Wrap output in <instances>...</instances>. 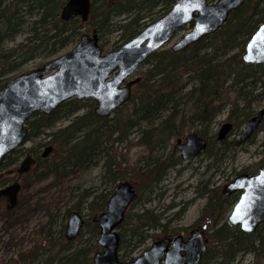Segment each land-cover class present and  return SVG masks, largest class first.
Listing matches in <instances>:
<instances>
[{
	"label": "trees",
	"instance_id": "obj_1",
	"mask_svg": "<svg viewBox=\"0 0 264 264\" xmlns=\"http://www.w3.org/2000/svg\"><path fill=\"white\" fill-rule=\"evenodd\" d=\"M175 1L91 0L87 22L75 20L67 23L60 16L66 0H12L9 4H6V0H0V22L6 25V33L0 28L1 47L4 40L17 36L24 25L19 9L21 2L26 4L29 13H36L24 42L7 51L0 47V93L11 79L9 75L20 65L35 60L42 53L47 54V59L54 58L73 39L79 41L80 29L89 26L100 41L107 34L119 33L114 43V48H117L146 27L145 19L149 20L155 15L154 21L165 15ZM122 17L127 18L122 22L116 20ZM263 23L264 0H249L231 15L219 32L187 51L175 54L168 49L156 53L145 63L148 68L139 72L140 81L133 87L131 100L110 119L95 117L93 101L78 102L75 99L62 105L51 117L41 113L34 115L28 123L30 133L27 142L41 137L44 129H51L56 118L72 116L84 109L85 104L88 107L83 115L76 116L68 125L48 133L45 143L13 153L6 160L4 170L16 167L20 154H31L35 164L28 176L45 179L54 174L69 175L81 167H93L101 156L104 160V178L112 188L95 196L92 191H85L63 217L66 220L71 211L84 215L86 210L88 213L84 216L83 229L87 239L68 241L64 225L58 234L48 233L42 245L22 262L93 264V256L101 248L97 242L100 228L96 217L105 211L114 186L120 181L129 180L135 185L137 199L119 227V257L122 261L133 260V254L149 239L155 241L176 236L207 225L209 247L200 264H243L238 260L239 256H251L253 264H264V226L254 234H247L226 224V215L238 201L239 195L225 196L221 187H212L206 182L197 189L196 198H205L206 204L197 221L187 228L173 227V218L164 220L163 215L156 211L144 209L133 212L143 195L155 190L169 171L181 165V157L174 147L167 156L154 157L167 149L169 140L194 132L207 140L208 148L203 155L213 157L218 164L226 158L227 153L239 147L236 140L219 141L218 136H210L209 130L217 116L228 106L231 107L228 121L232 123L233 130L241 128L255 115L253 106L263 101L264 66L251 67L242 59L248 40ZM101 46L105 48L106 43H101ZM248 69L258 76L245 73ZM231 92H235L234 98H229ZM164 112L168 113L166 117ZM160 119L161 123L158 122ZM263 127L262 124L260 129ZM135 132L137 137L132 139ZM126 143L128 146H125ZM47 146L52 147L53 152L45 159L40 150ZM213 147H219L218 151L213 152ZM119 148L128 156L127 152L144 149L149 157L141 156L138 163L131 165L126 155L118 152ZM263 167L264 159L256 164L254 170L245 169L240 173L255 174ZM131 168L132 176L126 179V171ZM13 180L10 175H5L0 187ZM174 216L178 217L179 212ZM52 222L56 224L54 218Z\"/></svg>",
	"mask_w": 264,
	"mask_h": 264
},
{
	"label": "water",
	"instance_id": "obj_2",
	"mask_svg": "<svg viewBox=\"0 0 264 264\" xmlns=\"http://www.w3.org/2000/svg\"><path fill=\"white\" fill-rule=\"evenodd\" d=\"M248 0H176L172 9L163 17L148 25L136 37L107 53L99 43L97 34H84L79 43L68 53L9 80L0 94V180L6 159L23 146L28 138L27 126L36 113L53 115L64 103L76 99L96 102L97 118L110 117L132 97L134 78L145 62L170 43L185 26L189 33L176 42L172 51L180 53L218 32L229 20L232 12L240 9ZM91 10L90 0H68L61 17L70 22L81 18L86 22ZM243 60L247 65L264 66V23L250 37ZM264 119V107L243 127L238 144L247 142L258 131ZM232 130L225 124L219 134L224 140ZM176 147L184 160L193 161L207 148L205 140L193 133L185 142L177 141ZM52 152L49 147L44 153ZM33 164L27 157L17 169L19 178L11 185L0 188V202H6V210L12 211L19 203L21 177ZM11 173V172H9ZM240 194L238 202L226 219L231 228L254 234L264 225V167L254 175L240 174L224 186L223 194ZM136 198L134 186L122 182L115 186L106 211L97 217L100 227L98 244L102 251L93 258L94 264H200L208 249L205 238L207 226L193 231L187 240L183 236L161 239L152 244L133 261L119 259L121 237L119 226ZM84 226L83 216L71 212L66 225V238L76 239Z\"/></svg>",
	"mask_w": 264,
	"mask_h": 264
},
{
	"label": "rangeland",
	"instance_id": "obj_3",
	"mask_svg": "<svg viewBox=\"0 0 264 264\" xmlns=\"http://www.w3.org/2000/svg\"><path fill=\"white\" fill-rule=\"evenodd\" d=\"M212 1L214 2L215 0ZM11 2L12 0H6V4ZM19 9L21 11L20 14L24 19V25L20 29L17 36L4 40L1 47L3 51L15 48L17 45L24 42L26 37L29 35L28 27L33 21L36 13H29L24 2L20 3ZM155 17L156 16L153 15L149 20L148 18L145 19L144 22L146 23V26L150 24L152 19H155ZM126 18L127 17H122L117 18L116 20L122 22ZM0 28L4 31L3 33H6V25L2 24V22H0ZM189 30V27L181 30L176 35L174 41L167 44L160 52L170 49L172 45L183 37ZM80 33L81 35L84 33H92V30L89 26H86L80 29ZM118 36L119 33L114 32L112 34H107L104 38H102L101 43H106V47L104 48L105 52L114 48V43L118 40ZM77 43V39H73L63 50L58 52L54 58L70 52L77 45ZM54 58L47 59V54L42 53L35 60L20 65L9 75V78L37 69ZM145 68L147 69L148 67L143 66L141 70ZM244 72L248 74H256L258 76L255 71L250 69L245 70ZM138 77H140V74ZM230 95V97L228 95L227 96L229 98H234L233 96L235 95V92H231ZM263 107L264 98L261 103H257L253 106V114H256ZM87 108V104H85L84 109L72 116H60L59 118H56L53 120L51 129H44L45 132L42 133L41 137L29 142L23 147V149H29L30 147L37 146L40 143H45L47 139L46 135L48 133L59 127L68 125L76 116L83 115ZM230 109L231 107L228 106L217 116L214 123L211 125V129L209 130L210 136H217L222 126L225 123L230 122L228 121ZM166 115H168V113L164 112V117H166ZM114 116L115 115L112 117ZM161 121L162 120L160 119L158 122L161 123ZM241 129L242 127L237 129L235 128L229 136H227V139L230 141H238ZM134 137H137L136 132L133 134L132 139ZM176 140L177 138L169 140L166 145L167 149L160 151L154 157L159 158L164 155L167 156L176 144ZM249 142L240 148H236L235 151L227 153L226 158L219 164L217 161L215 162L213 160V157L204 155L198 157L191 164L182 162L176 169L168 172L167 176L163 179L160 185L155 188V190L142 196L141 201L134 208L133 212H141L144 209L149 211L152 210L156 211V213L162 214L164 220L173 218V227L187 228L192 226L199 218L200 213L206 204L205 198H196L197 189H199L202 184L207 182L211 184L212 187L223 188L228 184V182L237 176L236 173H240L245 169L252 171L254 170L256 164L264 159V127L260 129V131L251 140L252 143ZM125 146H128V143H126ZM120 149L121 148L118 149V152L125 154L131 165L138 163V159L141 156L149 157V154H147L144 149H136L131 152H127L129 156ZM218 149L219 147H213L212 151H218ZM44 150L45 149H42L40 151L43 153ZM177 155L179 154L177 153ZM19 156L20 161L18 163V167L25 160V156H22V154ZM47 157H49V155ZM99 161L97 162L98 165L96 164L90 168H78L69 175L59 176L54 174L45 179H35L33 175H24L21 178L19 183L22 187L19 195V203L16 208L12 211H8L6 210L5 201L0 202V264H28L27 261L25 263L22 262V260L27 258L36 247H40V245H42L43 238H45L48 233H59L62 226L67 224L68 217L64 220V215L73 203L80 199L81 194L90 190L95 196L102 192L109 191L112 188V185H110V183L107 182V179L104 178V160L101 159V156ZM185 165H188V167L183 168ZM131 176L132 168L126 171V179ZM90 200H92V198ZM190 201L194 202L188 204ZM173 205H175V207L173 209H169V207ZM230 211L226 215V219ZM178 212L179 216H174ZM87 213L88 212L85 210L84 215ZM52 218H54V222H56V224H53ZM87 237L88 236H85V229H83L81 236L77 238V242H81L87 239ZM153 242L154 240L149 239L143 247L133 254V257L142 254L152 245ZM238 260L242 261L243 264L254 263V259L251 256H239ZM33 264H37V262H33Z\"/></svg>",
	"mask_w": 264,
	"mask_h": 264
},
{
	"label": "flooded vegetation",
	"instance_id": "obj_4",
	"mask_svg": "<svg viewBox=\"0 0 264 264\" xmlns=\"http://www.w3.org/2000/svg\"><path fill=\"white\" fill-rule=\"evenodd\" d=\"M66 3V2H65ZM180 155V154H179ZM184 168H187V166H184ZM189 234H191V231L189 232ZM187 236H189L188 234H184V238H187ZM170 237V236H169Z\"/></svg>",
	"mask_w": 264,
	"mask_h": 264
}]
</instances>
